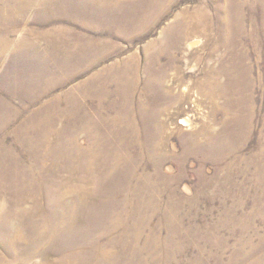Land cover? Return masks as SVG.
<instances>
[{
    "label": "rangeland",
    "instance_id": "rangeland-1",
    "mask_svg": "<svg viewBox=\"0 0 264 264\" xmlns=\"http://www.w3.org/2000/svg\"><path fill=\"white\" fill-rule=\"evenodd\" d=\"M94 1L0 0V264H264V0ZM103 139L132 169L84 199Z\"/></svg>",
    "mask_w": 264,
    "mask_h": 264
},
{
    "label": "bare ground",
    "instance_id": "bare-ground-1",
    "mask_svg": "<svg viewBox=\"0 0 264 264\" xmlns=\"http://www.w3.org/2000/svg\"><path fill=\"white\" fill-rule=\"evenodd\" d=\"M6 1V0H5ZM25 2V3H29V2H31V0H21V2ZM38 1V0H37ZM47 1V0H46ZM106 1H108V0H95L94 2L95 3H97V4H100V5H102V2L103 3H105ZM120 2V3H122V2H124L125 0H109L108 1V3H110V2ZM136 1H138L137 3H138V6L139 7H141L144 3H147V5H148V7H147V11L145 12V13H143V15L145 16V14H147V17H148V21H145V22H148V23H150V24H152L151 23V21H154L155 22V17L157 16V14L159 13V7L160 6H162L164 3H165V1L166 0H136ZM116 4V3H115ZM31 5H32V3H31ZM161 9V8H160ZM154 10H157V11H154ZM158 12V13H157ZM156 14L155 16H154V14ZM143 15H140V16H138V19H134V20H130V22L129 23H131V36H133L134 34H137V31L139 30V29H141L140 28V25H141V23H139L140 21H141V19L143 18L142 16ZM143 20V19H142ZM144 21V20H143ZM99 23V22H98ZM126 23V22H125ZM112 24H114V23H112ZM195 26H196V24H195ZM126 27H127V25H126ZM128 28H129V26H128ZM180 28V27H179ZM141 31H143V30H141ZM140 32V31H139ZM180 32V31H179ZM141 33V32H140ZM185 38H187V30H182L181 31V33H177V32H175L174 31V35L171 37V38H169L168 40V43H173V44H176V45H179L180 44V42L179 41H181V40H183V39H185ZM230 41V40H229ZM179 43V44H178ZM152 54V53H151ZM154 56V57H153ZM152 57H153V61H154V63L155 62H157V59H158V55H157V53H155V55H153ZM101 59H102V57H101ZM152 59V58H151ZM150 61V60H149ZM151 63H152V61H151ZM156 64V63H155ZM164 77H165V74H164ZM164 79L163 78H159V81H160V86L161 87H166V88H168V89H171L170 91H172L173 92V85H169V84H165V82L163 81ZM122 83V82H121ZM235 84V83H234ZM159 85V84H158ZM215 87L216 88H218V86L217 85H213V88H214V90H215ZM214 90H212V91H214ZM159 92V91H158ZM161 94V93H160ZM172 94V93H171ZM132 95V94H131ZM162 95V94H161ZM175 96H177V95H175ZM166 98V97H165ZM169 98V97H168ZM175 98V97H174ZM164 100V99H163ZM169 101H171V98H170V100ZM162 106V105H161ZM238 113V112H237ZM158 116V115H157ZM85 122V124H86V122L87 121H84ZM95 122V121H94ZM90 124L89 125H91L92 126V128H91V130L93 131L94 130V125H93V123H92V120H91V122H89ZM157 124V123H156ZM88 125V126H89ZM96 125V124H95ZM85 126V125H84ZM97 127V126H96ZM114 128V127H113ZM97 129V128H96ZM247 129V128H246ZM98 130V129H97ZM101 130V129H100ZM112 131V130H111ZM113 132V131H112ZM222 132V131H221ZM97 133H99V138L100 139H102V137L103 138H105L106 137V135L105 134H103L104 132L102 131V132H97ZM122 133V132H121ZM134 133V132H133ZM223 133V132H222ZM124 134H126V132L124 131ZM120 135V134H119ZM118 135V136H119ZM123 135V134H122ZM136 135H137V133H136ZM133 136V135H132ZM158 136V135H157ZM121 137V136H120ZM123 137V136H122ZM141 137V136H140ZM148 137V136H147ZM98 138V139H99ZM114 138V137H113ZM112 138V139H113ZM118 138V137H117ZM116 138V139H117ZM159 138V137H158ZM99 139V140H100ZM120 139V138H119ZM133 139H134V137H133ZM104 140V143L103 142H100L99 144H98V142H97V144H96V146L98 147L97 148V150L95 151L97 154H94L95 156H93L91 159H87L86 157H84L83 159H82V161H81V170H80V172H82V175H79V176H81V178L80 179H78L79 181L81 180V182L82 183H84V182H86L87 183V185H89L88 187H83V188H81V187H77L76 186V190L75 191H78V192H80L81 193V195H82V197L85 199L87 196H89L92 192H94L95 194H99V196L100 195H102L103 193H105V192H103L104 190L106 191V189H105V187H103L104 186V181H106V180H108L107 178H109L108 176H111L112 174H113V176L115 175V176H117L118 174H120L121 172H119V168L120 167H122L124 170L125 169H130L129 168V166H131V165H127V160L129 161L130 159H129V157H128V155L127 154H131V152L134 150V147H137V146H134L133 145V142H132V140H129L128 139V141L126 140V142L127 143H123L122 145H117L116 144V142H118V141H120V140H116L115 142H114V144L115 145H113L112 147H109L108 148V146L106 145V141L108 140V139H103ZM109 140H111V139H109ZM114 141V140H113ZM125 141V140H124ZM142 141V140H141ZM153 141V140H152ZM108 142V141H107ZM110 142V141H109ZM231 142V141H230ZM110 143H112V142H110ZM151 143V142H150ZM142 144H143V147L145 148V150L147 151L146 152V154L147 155H149V152L148 151H154V153H156L157 152V146L156 147H151V146H149V147H146L148 144H145V143H143V141H142ZM106 145V146H105ZM145 145V146H144ZM153 145V144H152ZM134 146V147H133ZM142 147V148H143ZM96 148V147H95ZM150 149V150H149ZM154 149V150H153ZM161 149V148H160ZM142 151V150H141ZM200 152V151H199ZM86 153V152H85ZM161 153V152H160ZM88 154V153H87ZM82 155V154H81ZM161 155H163V154H161ZM83 157V156H82ZM156 159V158H155ZM155 159H154V161H155ZM163 159V158H162ZM161 161V160H160ZM164 161H166V160H164ZM156 162V161H155ZM157 163V165H159V162H156ZM164 163V162H163ZM89 164V165H88ZM161 166V165H160ZM78 168V167H77ZM76 169V168H75ZM99 169V170H98ZM122 169V170H123ZM132 169V168H131ZM126 171V170H125ZM125 171H123V179H124V183H126V181H125V179L127 180L128 179V175H127V173L125 172ZM74 172H76V171H74ZM73 172V173H74ZM133 172V171H132ZM102 173V174H101ZM114 176V177H115ZM164 178V177H163ZM117 178L115 177V180H116ZM100 180H103V182L100 184ZM115 180H114V182H115ZM130 180V179H129ZM69 181V180H68ZM117 181V180H116ZM119 181V180H118ZM31 182V181H30ZM48 182V181H47ZM113 182V183H114ZM130 182H132L131 180H130ZM116 183V182H115ZM123 183V184H124ZM129 183V182H128ZM127 183V184H128ZM44 184V183H43ZM46 184V183H45ZM85 184V183H84ZM132 184V183H131ZM131 184H129V185H131ZM42 185V184H41ZM51 185H53V184H51ZM54 185H56V186H58L55 190L59 193L60 191H61V193L59 194V195H63V192H64V189H62V188H64V187H62V186H64V185H66L67 186V184H66V182H65V180L63 181H61V182H59V183H56V184H54ZM53 185V186H54ZM91 185H95V189H94V191L90 188L91 187ZM98 185V186H97ZM128 185V186H129ZM72 186V185H71ZM108 186V185H107ZM127 186V185H126ZM139 186V185H138ZM55 187V186H54ZM62 187V188H61ZM73 187V186H72ZM38 188V187H37ZM50 188V187H49ZM51 189V188H50ZM116 189L117 188H113V190H115L116 191ZM127 189V188H126ZM125 189V190H126ZM144 189V188H143ZM147 189V188H146ZM187 189H188V191H191V189L187 186ZM39 190V189H38ZM48 190V189H47ZM117 190H119V188L117 189ZM137 190V189H136ZM52 191V190H51ZM70 191V190H69ZM114 191V192H115ZM120 191V190H119ZM122 191V190H121ZM135 191V190H134ZM141 191V190H140ZM49 192V191H48ZM55 192V191H54ZM68 192V191H67ZM108 192V190L106 191V193ZM145 192V191H144ZM147 192V191H146ZM47 194V193H46ZM111 194V193H110ZM115 194V193H114ZM51 195H52V192H51ZM54 195V194H53ZM66 195V194H65ZM78 195V194H77ZM46 196V195H45ZM93 196V195H92ZM96 196V195H95ZM98 196V195H97ZM42 197V196H41ZM44 197V196H43ZM47 197H49V195L47 196ZM34 199H35V196L33 197ZM50 198H53L52 196L50 197ZM55 198V197H54ZM63 198V197H62ZM66 198V197H65ZM38 199V198H37ZM41 199H43V198H41ZM25 200V199H24ZM21 201V199L19 200V202ZM32 201V200H31ZM41 201V200H40ZM47 201V200H46ZM45 201V202H46ZM52 201V200H51ZM103 201V200H102ZM16 202V201H15ZM29 201H27V203H28ZM53 202V201H52ZM63 202V201H62ZM34 203V202H33ZM47 203V202H46ZM48 203H50V201L48 202ZM88 203V202H87ZM102 203H104V202H102ZM101 203V204H102ZM16 204H18V203H16ZM26 204V203H25ZM24 204V205H25ZM53 204V203H52ZM56 204V203H55ZM61 204V203H60ZM116 204V203H115ZM141 204V203H140ZM23 205V206H24ZM37 206L35 207V208H37V210H39V208H40V203L38 202L37 204H36ZM104 205H106V204H104ZM104 205H103V207H104ZM2 206V205H1ZM20 206H21V204H20ZM34 206H35V204H34ZM53 206V205H52ZM102 206V205H101ZM120 206V205H119ZM19 207V206H18ZM17 207V208H18ZM42 207H44V206H42ZM110 207V206H109ZM117 207V206H116ZM16 208V207H15ZM14 208V209H15ZM16 208V209H17ZM24 208H26L25 206H24ZM48 208V207H47ZM15 209V210H16ZM111 209V208H110ZM114 209H115V207H114ZM125 209V208H124ZM22 210V209H21ZM35 210V209H34ZM42 210V209H41ZM40 210V211H41ZM55 210V209H54ZM105 210V209H104ZM40 211H33V213H32V215H36L37 216V214H38V212H40ZM43 211V210H42ZM45 211V210H44ZM48 211V210H47ZM53 211V210H52ZM79 211V210H78ZM116 211V210H115ZM118 211V210H117ZM135 211V210H134ZM15 212V211H14ZM13 212V213H14ZM17 212V211H16ZM51 212V211H50ZM41 213V212H40ZM46 212H44V214H45ZM49 213V212H48ZM113 213V212H112ZM12 214V213H11ZM15 215H16V213H14ZM136 214V213H135ZM38 215H40V214H38ZM18 216V215H17ZM25 216H28V215H25ZM24 216V217H25ZM31 216V215H30ZM35 216V217H36ZM53 216V215H52ZM55 216V215H54ZM53 216V217H54ZM68 216V215H67ZM61 217V216H60ZM113 217V216H112ZM10 218H11V215H10ZM51 218V217H50ZM49 218V219H50ZM59 218V217H58ZM70 218V217H69ZM107 218V217H106ZM48 219V218H47ZM48 219V220H49ZM29 220H30V218H29ZM38 220V219H37ZM51 220H53V219H51ZM56 221V220H55ZM141 221V220H140ZM144 221V220H143ZM146 221V220H145ZM148 221V220H147ZM1 222V221H0ZM37 222V221H36ZM52 222V221H51ZM45 223H46V221H45ZM59 223V222H58ZM62 223V222H61ZM139 223V222H138ZM144 223V222H143ZM38 224V223H37ZM41 224V223H40ZM53 224H54V222H53ZM112 224V223H111ZM20 225H22V224H20ZM39 225V224H38ZM47 225V224H46ZM49 226V225H48ZM57 226V225H56ZM12 227H13V225H12ZM54 230V229H53ZM63 230H64V228H63ZM4 231V230H3ZM2 231V232H3ZM56 231V230H55ZM73 231V230H72ZM53 232V231H52ZM6 233H8V231L6 232ZM14 233V232H13ZM47 233V232H46ZM40 234V233H39ZM5 235V234H4ZM8 235V234H7ZM41 235H43V232H42V234ZM10 236H12V235H10ZM49 236V235H48ZM127 236V235H126ZM13 237V236H12ZM44 237H45V235H44ZM17 238H21V236H20V232L18 233V236L15 238V240H17ZM23 238V237H22ZM25 238V237H24ZM94 238V237H93ZM97 238V237H96ZM97 239H99V238H97ZM99 241V240H98ZM123 241V240H122ZM20 241H18L17 243H19ZM82 242V241H81ZM80 242V243H81ZM84 242V241H83ZM3 243V242H2ZM9 243V242H8ZM17 243L15 244V246L17 245ZM124 243V242H123ZM7 244V243H6ZM83 244V243H82ZM8 245V244H7ZM12 245V244H11ZM3 247H4V250L6 251L7 249H8V247L6 246V245H3ZM10 247V246H9ZM13 247V246H12ZM11 247V248H12ZM96 248H98V247H96ZM102 248V247H101ZM14 249V248H13ZM18 249V248H17ZM20 249V248H19ZM33 249V248H32ZM99 249V248H98ZM100 250H102V249H100ZM1 251V250H0ZM2 252V251H1ZM4 252V251H3ZM131 252V251H130ZM74 253V252H73ZM97 253V252H96ZM4 254V253H3ZM37 254V253H36ZM65 254V253H64ZM0 255H1V253H0ZM12 255V254H11ZM16 255V254H15ZM29 255H30V253H29ZM5 256V255H4ZM77 256V255H76ZM100 256V255H99ZM8 257V256H7ZM75 257V256H74ZM95 257V256H94ZM93 257V258H94ZM1 256H0V260H1ZM4 259V258H3ZM2 259V260H3ZM61 261V260H60ZM71 261V260H70ZM157 261V260H156ZM1 262V261H0ZM6 262V261H5ZM90 262V261H89ZM22 264H25V263H23V262H21ZM76 263H77V261H76ZM84 263V262H83ZM96 263V262H95ZM111 263H112V261H111ZM114 263V262H113ZM70 264H75V263H73L72 261L70 262ZM82 264V263H81ZM84 264H90V263H84ZM97 264V263H96ZM140 264V263H139Z\"/></svg>",
    "mask_w": 264,
    "mask_h": 264
},
{
    "label": "crops",
    "instance_id": "crops-1",
    "mask_svg": "<svg viewBox=\"0 0 264 264\" xmlns=\"http://www.w3.org/2000/svg\"><path fill=\"white\" fill-rule=\"evenodd\" d=\"M23 52H22V54L24 55L25 54V56L24 57H19L18 58V60H20V61H23L25 64L26 63H33V61L35 60V59H32L33 57V55H40V54H43L42 53V50H36V51H40V52H33L32 50H28V51H24V50H22ZM77 51V50H76ZM67 52H68V49L67 50H65V53L67 54ZM20 53V52H19ZM21 54V53H20ZM80 54H82V50H80ZM44 60V59H43ZM41 60V58L40 59H37L36 58V61H34V63L33 64H35V65H37V66H39V68H41L42 69V67L45 65V63H44V61H46L47 62V60H48V58L46 59V60ZM66 63H67V61H68V59H67V55L65 56V58L63 59ZM47 64H49L48 66V69L49 70H53V66H52V64H51V62L49 61V62H47ZM55 70V69H54ZM15 71H17V70H15ZM13 72V75H11L10 76V78H11V80H12V82L15 84L16 82H17V80H19L20 78H24V77H28V75H24V74H21L20 76H19V73H17V72ZM6 74V73H5ZM11 74V73H10ZM56 76V75H55ZM14 85H12L11 86V88H8L9 90H10V93L11 94H13V92L15 93V92H17V91H20V86L18 85L17 87L19 88V90H17V91H15V90H13V87ZM22 92H25L24 90H22L21 91V94L22 95H24V96H27V95H30L31 94V96H32V98H30V100L29 99H27V100H24V101H31V102H33V101H35V95H37V94H43V92L44 91H42V90H37V91H35V92H33V91H31V93H22ZM6 108V107H5ZM4 109V108H3ZM5 110V109H4ZM6 115L8 116V117H13L14 116V113H13V111H10V110H8L7 108H6ZM9 111V112H8ZM15 112H17V111H15ZM40 114H43V112L42 113H40ZM16 116V115H15ZM8 121H10V120H8Z\"/></svg>",
    "mask_w": 264,
    "mask_h": 264
}]
</instances>
